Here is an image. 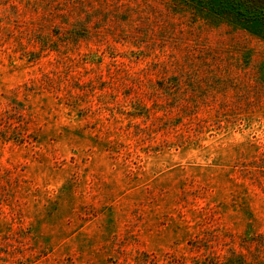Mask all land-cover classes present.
<instances>
[{
	"label": "rangeland",
	"instance_id": "obj_1",
	"mask_svg": "<svg viewBox=\"0 0 264 264\" xmlns=\"http://www.w3.org/2000/svg\"><path fill=\"white\" fill-rule=\"evenodd\" d=\"M243 9L0 0V264H264V13Z\"/></svg>",
	"mask_w": 264,
	"mask_h": 264
},
{
	"label": "trees",
	"instance_id": "obj_2",
	"mask_svg": "<svg viewBox=\"0 0 264 264\" xmlns=\"http://www.w3.org/2000/svg\"><path fill=\"white\" fill-rule=\"evenodd\" d=\"M243 3L244 9L243 10H238L239 12H246L250 10L252 13L256 12H263L264 13V0H240ZM247 6L253 7V9H249ZM233 9V6L230 7ZM235 9V6H234ZM256 11V12H255Z\"/></svg>",
	"mask_w": 264,
	"mask_h": 264
}]
</instances>
